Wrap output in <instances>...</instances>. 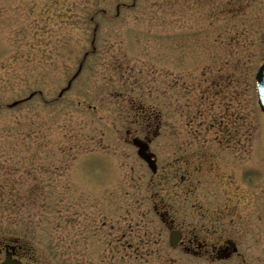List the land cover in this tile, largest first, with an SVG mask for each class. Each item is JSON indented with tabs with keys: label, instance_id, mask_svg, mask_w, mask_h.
Masks as SVG:
<instances>
[{
	"label": "rangeland",
	"instance_id": "374dc122",
	"mask_svg": "<svg viewBox=\"0 0 264 264\" xmlns=\"http://www.w3.org/2000/svg\"><path fill=\"white\" fill-rule=\"evenodd\" d=\"M263 61L264 0H0V243L28 264H195L170 229L264 189Z\"/></svg>",
	"mask_w": 264,
	"mask_h": 264
},
{
	"label": "flooded vegetation",
	"instance_id": "af4514ba",
	"mask_svg": "<svg viewBox=\"0 0 264 264\" xmlns=\"http://www.w3.org/2000/svg\"><path fill=\"white\" fill-rule=\"evenodd\" d=\"M145 132L148 133V129H145ZM219 145L226 149H241L242 153L246 150L245 143H219ZM213 161L212 165L216 166L213 170L216 173L217 169L221 171V168L235 169L242 180H249L250 174L247 168L233 167L232 164H226V161L223 165L221 158ZM257 177L263 182L264 169ZM229 178L235 181L232 175H229ZM182 179L185 180L184 177ZM230 188L232 186L228 190L222 189L218 194H214L209 211L199 212L194 217V223L182 222L177 229H170L179 233L180 239L175 247L181 250L184 258H193L195 264H264L262 244L264 243V189L258 190L256 196L252 195L249 198L248 193ZM249 206L252 207L254 216ZM252 217L255 218V222L251 225L249 222ZM25 253L26 251L18 245L2 242L0 255L3 259L0 264L8 256L11 260L28 264Z\"/></svg>",
	"mask_w": 264,
	"mask_h": 264
},
{
	"label": "water",
	"instance_id": "95a60500",
	"mask_svg": "<svg viewBox=\"0 0 264 264\" xmlns=\"http://www.w3.org/2000/svg\"><path fill=\"white\" fill-rule=\"evenodd\" d=\"M78 73H79V71L73 76L71 81L76 78ZM254 79H255V93H256L257 105H258L260 111L264 114V62L258 68ZM71 81L68 82L65 90L69 89V87L71 85ZM65 90L61 91L59 96H61ZM32 96L33 95H30L29 98H31ZM26 100L27 99L14 102L10 105V107H14V106L20 104L21 102L26 101ZM131 144L134 147H136L137 156L142 161H144L145 164L147 165V167L149 168V170L153 174H155L156 173V164H155V161L153 160L152 156L148 153V145L143 143L142 141H140L138 139H135V138L131 140ZM179 239H180V236H179V233L177 231H173V230L170 231V233H169V245L171 247H175L178 244ZM1 264H21V263L16 262L14 260H11L10 256H8L5 259V261L2 262Z\"/></svg>",
	"mask_w": 264,
	"mask_h": 264
},
{
	"label": "trees",
	"instance_id": "16d2710c",
	"mask_svg": "<svg viewBox=\"0 0 264 264\" xmlns=\"http://www.w3.org/2000/svg\"><path fill=\"white\" fill-rule=\"evenodd\" d=\"M236 7L238 8L239 12H241L242 5H236ZM44 39V37L39 39L36 38L34 42L27 44V52L22 55L24 61L34 62L38 55H42L45 52V49H43L46 47L45 43H43ZM41 46L43 48H41Z\"/></svg>",
	"mask_w": 264,
	"mask_h": 264
}]
</instances>
